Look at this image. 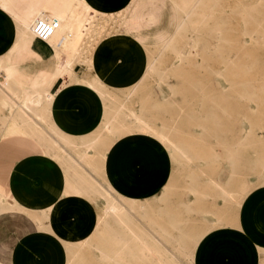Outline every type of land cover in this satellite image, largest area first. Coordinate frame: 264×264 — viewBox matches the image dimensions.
Instances as JSON below:
<instances>
[{
  "label": "rangeland",
  "instance_id": "374dc122",
  "mask_svg": "<svg viewBox=\"0 0 264 264\" xmlns=\"http://www.w3.org/2000/svg\"><path fill=\"white\" fill-rule=\"evenodd\" d=\"M133 1L47 0L37 14L24 18L26 22L35 21L38 16L60 21L61 27L52 37L62 41L64 58L75 57L80 68L74 80L66 76L57 88L80 85L82 79L96 73L95 69H87L91 65V54L97 53L100 47L101 51L109 52L105 47L108 36L128 34L122 29L126 9ZM186 1H146L156 12L157 20L166 15L171 17V23L177 22L171 34L174 38L170 35L151 55L139 93L136 91L130 98L106 91L110 119L98 132L106 135L143 132L158 137L172 153V176L153 199L143 201L119 194L124 204L120 207L121 214L133 223V228L131 224L130 227L120 226L117 221L102 222L116 223L117 229L113 231L98 221L89 242L81 245L76 237L67 236L66 231L65 237L60 238L66 253L65 264H126L101 260L100 248L111 249L108 242L113 232L121 233L133 243L128 236L131 231L157 243V248L173 258L175 263L172 264H191L186 254L195 255L205 232L232 222L227 221L229 214H235L246 194L257 185H264V74L259 71L264 69V0H204V10H201L203 7L188 9ZM200 12L204 13L205 26L199 28L193 42L188 44L189 26L185 22ZM11 26L0 9V54L5 51V45L13 41ZM27 26L33 29L34 23ZM248 42H251L248 47L243 45ZM138 107H143L148 126L129 123L125 115L119 114L121 110H137ZM54 128L58 129L55 125ZM59 133L55 136H63L68 146H73L71 139ZM53 137V134L49 136ZM92 142L86 141L83 145L92 146ZM175 145L188 156H181L174 149ZM27 167L33 208L46 206L61 191V196L69 198L86 215L91 204L97 209L99 219L103 200L63 191L60 186L63 174L55 159L36 156ZM96 176L107 185L102 175ZM67 185L69 189H78L72 181L68 180ZM67 199L64 200L65 210L70 214L68 210L72 205L69 206ZM204 200L210 206H204ZM219 202L223 204H215ZM46 210L54 212V207ZM46 210L41 212L44 214ZM18 213L25 215L26 211ZM208 213L217 217V223L205 229L204 215ZM26 216L31 223L16 213L2 214L0 252L11 249L22 234L39 228L30 214ZM81 231L82 228L78 230ZM174 238L179 239L185 249H177ZM118 255L129 260L127 264H157L155 260L143 259L138 246L133 251L126 247L118 249Z\"/></svg>",
  "mask_w": 264,
  "mask_h": 264
},
{
  "label": "crops",
  "instance_id": "0c3cea01",
  "mask_svg": "<svg viewBox=\"0 0 264 264\" xmlns=\"http://www.w3.org/2000/svg\"><path fill=\"white\" fill-rule=\"evenodd\" d=\"M146 1L150 0L130 3L122 29L128 34L108 36L105 47L109 52L101 51L100 47L97 53L91 54V66L87 68L96 72L88 80L95 79L104 91L119 97L131 98L136 91L139 93L142 90L139 85L148 72L151 55L168 39L177 23L174 20L171 23V17L166 15L157 20L156 12ZM2 2L7 8L0 9L11 22L14 38L0 54V64L6 69V74L0 69V95L6 94V97L3 96L5 100L0 97V217L16 213V216L30 222L26 216L28 213L37 221L39 228L22 234L11 249L1 251L0 264H65L66 253L60 238L65 237L67 226L77 220L82 226L80 237H91L98 221L117 220L111 214L105 215L104 210L113 201L117 206L124 205L119 194L143 201L156 197L169 182L174 161L167 145L152 134L98 133L109 121L110 110L107 113L104 97L92 85L81 80L80 85L67 89L56 87L66 76L74 80L80 64L59 71L64 56L28 30L24 18L37 14L47 0ZM5 90L10 93L9 96ZM49 109H52L51 114ZM137 111L144 114L143 107H138ZM49 122L73 141L72 148L56 149L50 143ZM86 141L94 143L84 146ZM46 155L55 159L61 167L63 178L60 186L63 191L74 196L84 194L88 198L103 200L99 219L97 209L91 204L86 215L69 198L61 196V191L46 206L33 208L35 205L29 198L31 182L28 180L27 163L36 156ZM70 155L78 160L71 161ZM96 174L102 175L107 185ZM68 180H73L81 190L69 189ZM66 199L70 202L69 206L72 205L68 210L70 214L65 210ZM215 204L222 205L223 202ZM204 206H210L207 200H204ZM50 207H54L52 220L41 212ZM23 211H26L25 215L18 213ZM229 215L227 221L232 222L205 232L195 249V264H263L264 185L252 188L235 214ZM204 222L206 229L217 223V217L205 214Z\"/></svg>",
  "mask_w": 264,
  "mask_h": 264
},
{
  "label": "bare ground",
  "instance_id": "6f19581e",
  "mask_svg": "<svg viewBox=\"0 0 264 264\" xmlns=\"http://www.w3.org/2000/svg\"><path fill=\"white\" fill-rule=\"evenodd\" d=\"M175 2H178V0H175ZM186 2H188L189 3V7H188V9H200L201 7H203V9H201V10H204V0H188V1H186ZM6 5L2 2V0H0V7H1V9L2 8H4ZM138 8V7H137ZM56 9V8H55ZM141 15V14H140ZM143 15V14H142ZM141 15V16H142ZM146 17V16H145ZM39 18H45V19H48V18H46V17H40V16H38L36 19H35V21H32V22H30L29 20H27V23H29V24H33L34 23V25H35V23H36V21L39 19ZM142 19V18H141ZM156 19H157V16H156ZM50 20V19H49ZM147 20V19H146ZM26 21V20H25ZM133 21V20H132ZM138 21V20H137ZM148 21V20H147ZM122 22V21H121ZM156 22V21H155ZM149 23V22H148ZM185 23H187V26H189L188 28L189 29H187V31L189 32V34H188V44H191L192 42H193V40H194V38H195V35H197V31H199V28H203L205 25V23H206V19L204 18V13H202V12H200V13H197V15H195L193 18H190V19H188ZM207 25V24H206ZM145 26V25H144ZM60 27H61V24H60ZM60 27L58 28V29H60ZM57 29V30H58ZM28 30L31 32V34L33 35V36H35V33H34V26H33V29L32 28H30L29 26H28ZM57 30H56V32H57ZM223 30V29H222ZM55 32V33H56ZM215 33H216V31H214ZM54 33V34H55ZM220 33V32H219ZM53 34V35H54ZM23 35H25V34H23ZM52 35V36H53ZM218 35V34H217ZM50 37L48 40H46L48 43H50L55 49H56V51H58V53L59 54H62L63 55V49H62V47H61V45H62V41H60V40H58V38H54V37ZM172 36V35H171ZM214 36V35H213ZM173 37V36H172ZM174 38V37H173ZM226 42H227V37H226ZM249 43H251V42H248V43H245V44H243V45H245L246 47H248V44ZM74 50V49H73ZM77 49H75V51H76ZM70 51V50H69ZM69 51L67 52V53H69ZM183 53V51L182 52H180V54H182ZM185 53V52H184ZM64 56V55H63ZM84 58V57H83ZM57 60H58V58H57ZM82 60V59H81ZM57 65V64H56ZM74 66H77V64L75 63V57H71V58H69V59H65V58H63V60L60 62V65H59V71H64V69L66 70V69H68V68H73ZM90 66L91 65H89V68L88 69H90ZM0 69H2L3 70V73L4 74H6V69L4 68V66H1V64H0ZM56 69V68H55ZM1 71V70H0ZM260 71V73L261 72H263V74H264V69L263 70H259ZM75 72V71H74ZM62 74V73H61ZM2 76V75H1ZM61 76V75H60ZM59 76V77H60ZM95 76V75H94ZM4 77V76H3ZM3 77H1V80H3ZM56 78V77H55ZM6 79V78H5ZM8 80V79H7ZM82 81H84V82H87L88 84H90V85H92L93 87H95L97 90H99L100 91V93L102 94V96L104 97V99H105V101L107 100V92L106 91H104L102 88H101V86L98 84V82L94 79V81L93 80H88V79H82ZM104 83V82H103ZM1 85H2V83H1ZM106 85V84H105ZM171 85V84H170ZM4 86V85H3ZM2 87V86H1ZM3 88V87H2ZM3 90V89H2ZM262 91H263V93L262 94H264V87L262 88ZM3 92V91H2ZM4 92H6V90L4 91ZM6 93H8V92H6ZM49 94V93H48ZM6 94H3V96H5ZM10 95V93H8V95L7 96H9ZM28 95V94H27ZM26 95V96H27ZM3 96H1L0 95V97H2L3 98ZM29 96H30V94H29ZM6 97V96H5ZM11 97H12V95H11ZM22 97V96H21ZM23 97H25V96H23ZM10 98V97H9ZM4 99V98H3ZM23 99V98H22ZM21 99V100H22ZM25 99V98H24ZM110 99V98H109ZM5 100V99H4ZM6 100H7V98H6ZM11 100H12V98H11ZM14 100V99H13ZM20 100V99H19ZM26 100V99H25ZM24 100V101H25ZM33 100V99H32ZM39 100V99H38ZM114 100V99H113ZM16 101V100H15ZM36 102H37V100H35ZM45 100H44V104H45ZM17 103H19L18 101H17ZM3 104V103H2ZM23 104V103H22ZM43 104V105H44ZM17 105H19V106H22V105H20V104H17ZM18 106V107H19ZM36 106V105H35ZM49 107V106H48ZM47 107V108H48ZM36 108H38V107H36ZM42 108V107H41ZM43 108H44V106H43ZM46 108V107H45ZM44 108V109H45ZM26 110V109H25ZM47 110V109H46ZM51 110V111H50ZM28 112V111H27ZM44 112V111H43ZM51 112H52V109H49V113L51 114ZM29 113V112H28ZM46 113H47V111H46ZM38 114V113H37ZM45 114V113H44ZM119 114L121 115V116H123V115H125V117L127 118V120L129 121V123H132V124H135V125H140V126H148V124H149V122H147V120H146V118H145V116H144V114L142 113V112H139V111H137L135 108H131V109H127V110H121L120 112H119ZM47 116H48V114H47ZM32 117V116H31ZM40 117H42V116H40ZM46 117V116H45ZM48 118H51L50 116L48 117ZM11 119V118H10ZM43 120V119H42ZM46 120V119H45ZM38 122V121H37ZM36 124V123H35ZM40 124V123H39ZM41 125V124H40ZM31 128V127H30ZM33 129V128H32ZM35 130V129H34ZM49 134L50 135H54V137L53 138H49V141H50V143L54 146V147H56V149L57 148H63L64 147V149H66L65 147H68V148H70L69 146H71V145H69L68 146V143H67V140H66V138H64L63 136H60V138L58 137V136H55V135H60V131L58 130V129H56V128H54V124L53 123H51V122H49ZM33 131V130H32ZM48 131V130H47ZM39 132V131H38ZM35 133V132H34ZM48 142V141H47ZM46 143V142H45ZM44 143V144H45ZM45 146V145H44ZM47 148H50V147H48V145L46 146ZM46 148V149H47ZM72 148V147H71ZM64 149H63V151H64ZM174 149L178 152V153H180L181 154V156H183V157H187L188 155L184 152V150H182L179 146H177V145H175L174 146ZM49 150V149H48ZM73 150V149H72ZM47 151V150H46ZM47 153V152H46ZM53 153H57V152H53ZM70 153V152H69ZM49 154V153H48ZM69 155V154H68ZM72 155V154H71ZM70 155V159H71V161H74V162H76V160H78V159H75V157H72ZM47 156V155H46ZM83 158V157H82ZM80 163V162H79ZM80 165H82L83 166V164L82 163H80ZM68 166V165H67ZM70 167V166H69ZM85 167V166H84ZM89 171V170H88ZM90 172V171H89ZM91 175V174H90ZM76 176V175H75ZM71 177H73V176H71ZM78 177H80V176H78ZM91 177V176H90ZM81 179H83V178H81ZM83 181H84V179H83ZM75 182H73V180H72V184H74ZM87 183V182H86ZM75 188H77V184H76V186H75ZM80 189V188H79ZM79 189H77L78 191H79ZM81 190V189H80ZM82 193H83V191H82ZM82 193H80V194H82ZM84 195V194H83ZM82 195V196H83ZM52 208V207H51ZM102 212V211H101ZM104 212H105V215L106 214H111V217H113V218H115V219H117L116 221L118 222V225L120 224V226H126V227H130L131 226V228H133L132 227V225H133V223H129L128 222V220H127V218H125V217H123L122 216V214H121V212H122V210H121V208H120V206H117V204H116V202H111V203H109L108 204V206L105 208V210H104ZM131 212V211H130ZM44 214H46L45 216H47V218H49L50 220H52V215H53V211L52 210H50V211H47L46 210V212H44ZM100 215V214H99ZM103 217H104V215H103ZM102 217V218H103ZM101 220V219H100ZM101 224H105V225H107L108 226V228L109 229H112L113 231H115L117 228L115 227V224L116 223H102L101 221H99ZM131 224V225H130ZM130 225V226H129ZM101 226V225H100ZM82 228V226H81V222H78L77 220L76 221H74V222H72L69 226H67V236H69V237H76V239H78L77 241V243H78V245H81V244H87L88 242H89V235H87V236H85V237H83V238H81L80 237V235H81V232H78V230H80ZM126 230V229H125ZM127 230H128V228H127ZM126 230V232H128ZM134 230V229H133ZM165 233V232H164ZM166 234V233H165ZM128 236H131L132 237V239H133V243H131V242H129L126 238H124V236L121 234V233H117V232H113L112 233V235L110 236V239H109V242H108V245H109V247L111 248L109 251H105L104 249H101L100 248V258H101V260H109V261H113V262H116V263H129V260H127L126 258H124V257H121V256H119L118 255V249H121V248H123V247H126L127 249H130V251H133V249L135 248V247H140V251H141V254H142V258L143 259H145L146 261H150V262H152L153 260H155V262L157 263V264H172V263H175V261L173 260V258H171L163 249H160V248H157V246H158V244L156 243V244H153V243H151L147 238H145V237H143L142 235H139L138 233H136V231L135 232H133V231H131V233L128 235ZM72 239V238H71ZM75 239V240H76ZM200 239V238H199ZM73 240V239H72ZM173 242V241H172ZM77 243H75V244H77ZM174 245H175V247L177 248V249H180V250H183V249H185L184 247H183V244H182V242L179 240V239H177V238H174V243H173ZM198 245V244H197ZM189 252V251H188ZM183 253V252H182ZM189 253H191V252H189ZM183 255L185 256V254L183 253ZM187 256V259H189L190 260V262H191V264H195V258H194V256H192V254L191 255H188V254H186ZM126 263V264H127Z\"/></svg>",
  "mask_w": 264,
  "mask_h": 264
},
{
  "label": "built area",
  "instance_id": "2783aa9c",
  "mask_svg": "<svg viewBox=\"0 0 264 264\" xmlns=\"http://www.w3.org/2000/svg\"><path fill=\"white\" fill-rule=\"evenodd\" d=\"M60 27V21L57 19L39 18L34 25V33L39 40H48Z\"/></svg>",
  "mask_w": 264,
  "mask_h": 264
}]
</instances>
